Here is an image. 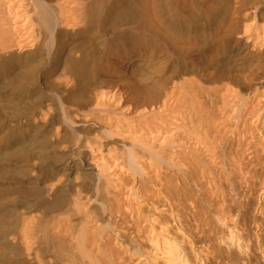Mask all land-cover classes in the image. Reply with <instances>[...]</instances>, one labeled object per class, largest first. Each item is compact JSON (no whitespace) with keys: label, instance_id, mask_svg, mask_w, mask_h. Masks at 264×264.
I'll return each mask as SVG.
<instances>
[{"label":"bare ground","instance_id":"bare-ground-1","mask_svg":"<svg viewBox=\"0 0 264 264\" xmlns=\"http://www.w3.org/2000/svg\"><path fill=\"white\" fill-rule=\"evenodd\" d=\"M209 132L264 153V0H0V264H220Z\"/></svg>","mask_w":264,"mask_h":264},{"label":"rangeland","instance_id":"rangeland-1","mask_svg":"<svg viewBox=\"0 0 264 264\" xmlns=\"http://www.w3.org/2000/svg\"><path fill=\"white\" fill-rule=\"evenodd\" d=\"M140 61V59L139 58H135V59H133V61H134V63H139L138 61ZM164 63V65H162V66H167V64H168V62H163ZM126 72H127V76H126V79H127V81H129L130 80V77H131V71H129V70H125ZM210 134H209V137H208V141H210L209 143H208V145H207V142L205 143L206 145H204L205 146V151L203 150L202 152H198V153H193L192 154V158H193V161H194V165L195 166H197V167H194V169H193V172H192V176L193 177H198L197 178V180L198 179H204V182H205V185H204V187H203V189H202V191H200L199 192V190L197 189V187H196V185L194 186V185H191V186H193V187H191L192 188V195H193V198L194 199H196L197 200V205L199 206V204H200V209H199V212H200V215H202L201 217H202V219H206V221H208L209 222V220H212V218L220 211V208H222V206H223V208H225V207H230V209L231 210H233V211H236V209H238V211L243 215V214H245V213H247V214H245V218H247L248 216V218L250 219V220H248V218L247 219H245V221L246 220H248V221H250V222H245V224L247 225L246 226V232H244V233H241L240 231H237V233L235 232V233H233V235L232 236H228V234H227V232H225V233H223V234H219L220 233V231H217L216 230V227H215V230H213L214 228L213 227H211V226H209V227H206L205 229H207V231L205 230V235H207L206 237L204 236V241H207L208 242V246H210L211 244H212V242H213V244L215 243H217L216 245H219L220 247H221V250H222V254L220 255H215V257H216V259H219V260H216L218 263H220V264H224V262H225V264H233V263H239V264H242V262L245 260L244 258H247L246 260H245V263H247L248 261V263L247 264H249V263H251L252 262V260L254 261L252 264H264V253H261V252H264L263 250H264V245H263V243H264V228H263V224L262 223H260L261 222V220H260V213H257L258 211H259V209L258 208H260L262 205H263V200H262V195H263V192H262V187H263V180H264V175L262 176H260V174H264L262 171H263V169H264V161H262L263 160V158H264V153L262 152L263 151V148L260 146L259 147V145H256V144H254V143H252V144H250V146L252 147V148H250V150H248L249 152L250 151H252L253 153H252V155L250 154V153H248V151H247V148L245 149L244 147L245 146H241L240 147V145H238L237 146V141L235 140V142H232V143H230L231 144V146L229 145V142H228V144H227V141H224V138L223 139H221V137H220V135L218 134L217 136H216V134H213V133H211V132H209ZM220 133H221V131H220ZM212 136V137H211ZM211 137V138H210ZM216 137H218V138H216L217 140H219V141H217V140H215V138ZM230 138H231V136H229ZM210 138V139H209ZM215 141H214V140ZM221 139V140H220ZM226 142V143H225ZM210 143H213V144H211V146H210ZM216 144V145H215ZM223 144V145H222ZM225 144H227L226 146H225ZM233 144V145H232ZM213 145H215V147H213ZM217 146H220V147H217ZM227 147H229V148H227ZM233 147V148H232ZM235 147V148H234ZM242 147H243V149H242ZM254 147H257V148H254ZM207 148H208V150H211V151H215L214 152V154H213V152H212V155L210 156V154H211V151H210V153H206V152H208V150H207ZM214 150H213V149ZM216 148V149H215ZM244 150L245 151V154H244V151H243V153L241 152V150ZM252 149H257V150H252ZM261 150V151H260ZM233 151V152H232ZM240 153H242V154H240ZM259 152V153H258ZM261 152V153H260ZM203 153V154H202ZM205 153L207 154V155H205ZM254 153H255V155H254ZM257 153V154H256ZM200 154H202V155H200ZM209 154V155H208ZM216 154V155H215ZM218 154V155H217ZM259 154H261V155H259ZM263 154V155H262ZM241 155H242V157H241ZM251 155V156H250ZM253 155H254V157H253ZM257 155V156H256ZM220 156V157H219ZM244 156V157H243ZM247 156H248V158L250 159H248L247 158ZM261 156H263V157H261ZM206 158V159H204L203 160V158ZM213 157V158H212ZM218 159H217V158ZM253 157V158H252ZM262 159H261V158ZM207 158H210L209 160L207 159ZM231 158V159H230ZM236 158V159H235ZM258 158V159H257ZM260 158V159H259ZM212 159H213V161H212ZM241 159V160H240ZM256 159V160H255ZM208 160V161H207ZM216 160V161H215ZM218 160V161H217ZM252 160V161H251ZM254 160H255V164H254ZM207 161V162H206ZM210 161H212V162H210ZM235 161V162H234ZM241 161V162H240ZM259 161H261V162H259ZM215 162V163H214ZM239 162V163H238ZM252 162V163H251ZM243 163V164H242ZM249 163H251V165L249 164ZM257 163L259 164V166L257 165ZM211 164V165H210ZM235 164H238V165H235ZM241 164V165H240ZM245 164V165H244ZM219 165V166H218ZM227 165V166H226ZM247 165H249V167L247 166ZM262 165V168L260 167ZM223 166V167H222ZM241 166H245V167H241ZM258 168H256V167ZM248 167V168H247ZM256 168V169H254V168ZM223 168V169H222ZM237 168H239V170H237ZM248 170H247V169ZM261 170H260V169ZM219 169V170H218ZM233 169V170H232ZM249 169H250V171H249ZM199 170V171H198ZM215 170V171H214ZM242 170H247L246 172L245 171H242ZM252 170V171H251ZM254 170V171H253ZM204 171V172H203ZM260 171V172H259ZM200 172V173H199ZM236 172V173H235ZM238 172V173H237ZM240 172V173H239ZM254 172V176H253V173ZM200 175H199V174ZM248 173V174H247ZM258 173V174H257ZM198 174V175H197ZM236 174V175H235ZM202 175V176H201ZM223 175H224V177H223ZM226 175V176H225ZM238 175V176H237ZM241 175V176H240ZM258 175V178L256 177ZM251 176V178H249ZM253 176V177H252ZM262 177V178H261ZM249 180H248V179ZM256 178V179H255ZM245 179V180H244ZM207 180V181H206ZM244 180V181H243ZM253 180V181H252ZM248 181V182H247ZM207 182V183H206ZM209 184V185H208ZM224 184V185H223ZM238 185V186H236V185ZM256 185V186H255ZM206 186V187H205ZM208 187V188H207ZM231 187V188H230ZM257 187V188H256ZM196 189V190H195ZM204 189H205V191H204ZM244 189V190H243ZM247 189V190H246ZM261 189V190H260ZM193 190H194V193H193ZM234 190V191H233ZM237 190V191H236ZM260 190V191H259ZM203 191H204V193H203ZM208 191V192H207ZM242 191V194L241 193H238V192H241ZM244 191V192H243ZM254 191V192H253ZM197 192V193H196ZM236 192H237V194H236ZM247 192H249V193H247ZM252 192V193H251ZM258 192V193H257ZM196 193V194H195ZM200 193V194H199ZM210 193V194H209ZM225 193V194H224ZM235 193V194H234ZM206 194V195H205ZM239 194V197L238 196H236V195H238ZM250 194V195H249ZM255 195H256V197H255ZM197 196L199 197V196H201V197H199L198 199H197ZM245 196H247L246 197V199H245ZM251 198H250V197ZM255 197V198H254ZM202 198V199H201ZM211 198H213V199H215L214 201V203H216V204H213L212 205V203H213V199L211 200ZM251 200H250V199ZM203 199H205V200H203ZM240 199V200H239ZM242 199V200H241ZM249 200V202L251 201L252 203L254 202V203H258V204H251V203H249L248 202V200ZM235 200V201H234ZM245 200V201H244ZM253 200H255V201H253ZM199 201V202H198ZM208 203H207V202ZM234 201V202H233ZM236 201H238V202H236ZM222 202V203H221ZM229 202H231V203H229ZM242 202V203H241ZM221 203V204H220ZM245 203V204H244ZM247 203V204H246ZM249 203V204H248ZM204 204V205H203ZM210 204V205H209ZM225 204V205H224ZM229 204V205H228ZM236 204V208H235V205ZM239 204V205H238ZM215 205H216V207H215ZM218 205H222L220 208L218 207ZM232 207H231V206ZM238 205V206H237ZM245 206V207H243V206ZM253 205V206H252ZM256 205H258V206H256ZM204 208H203V207ZM208 206V207H207ZM212 206V207H211ZM247 206V207H246ZM248 206H249V208H251L252 207V209L255 211H253L252 209V211L250 210L249 211V213H248ZM214 207V208H213ZM239 207H243L242 209H244V210H242L241 208H239ZM255 209H254V208ZM216 209V210H215ZM219 209V210H218ZM241 210V211H240ZM258 210V211H257ZM211 211H214V212H211ZM218 211V212H217ZM244 211V212H243ZM210 212V213H209ZM216 212V213H215ZM207 213V215H205ZM211 213H214V214H211ZM254 215H253V214ZM208 214H209V216L211 217V218H207L208 217ZM259 215V217H258V215ZM204 215L206 216V217H204ZM214 215V216H213ZM247 215V216H246ZM252 215V216H251ZM256 215V216H255ZM204 217V218H203ZM216 217V216H215ZM233 219H235L234 221H236V218H233ZM253 219H255V220H253ZM238 220V219H237ZM255 221H256V223H255ZM252 223V224H251ZM251 224V225H250ZM257 224V225H256ZM260 224H261V227H260ZM255 225L257 226V228L255 229L254 227H255ZM249 226V227H248ZM250 226H251V228H250ZM262 228V229H261ZM212 229V230H211ZM249 229V230H248ZM251 229V230H250ZM255 231H254V230ZM203 230H204V228H203ZM214 231V232H211V231ZM257 230V231H256ZM260 230V231H259ZM262 230V231H261ZM209 231V232H208ZM216 231V232H215ZM248 232V233H247ZM250 232H251V234H250ZM255 232V233H254ZM256 232L257 233H259V236H258V234H256ZM191 233V232H190ZM190 233H189V235H188V237H187V246L189 247V246H191L190 248H194L193 249V251L195 252V250L197 249V247H196V244H195V238H193L194 236H195V233H194V231H193V233H191V235H190ZM207 233V234H206ZM218 234V236H216L217 234ZM131 234H132V231H131ZM210 234H211V236H212V234L214 235L215 234V236H212V237H210ZM239 234H240V236L241 237H243L244 235H246V236H244L243 237V241H241V240H239ZM242 234H243V236H242ZM260 234H262L261 236L263 237V239H262V237L260 236ZM224 235V236H223ZM225 235H227V237L225 236ZM237 235V236H236ZM133 236V235H132ZM209 236V237H208ZM248 236V237H247ZM251 236H252V238H251ZM221 237H222V239H221ZM223 237H225V238H223ZM233 237H234V240H231V239H233ZM191 238H192V240H191ZM208 238L209 239H213V241L211 242V240L210 241H208ZM217 238H218V242H217ZM226 238H229V239H227L226 240ZM248 238V239H247ZM256 238V239H255ZM258 238V239H257ZM246 239H247V241H246ZM250 239V240H249ZM252 239V240H251ZM261 239L263 240V241H261ZM222 240V241H221ZM244 240L252 247H248V244H246V243H244ZM227 241V242H226ZM238 241H240V242H238ZM249 241H250V243H249ZM256 241H257V243H256ZM128 242H130V243H127ZM188 242H190V243H188ZM222 242H223V244L224 245H222ZM236 242V243H235ZM241 242H242V244H241ZM263 242V243H262ZM220 243V244H219ZM228 243V244H227ZM240 243V245H238ZM131 244V241H129V240H127V241H125V245H127L129 248H132V246H129ZM189 244V245H188ZM191 244V245H190ZM231 246H230V245ZM236 245V248H237V252H239V254L237 253V255L236 254H234V253H232L233 251V249H234V247L235 246H233V245ZM245 246H244V245ZM260 245H262V246H260ZM195 246V247H194ZM223 246H225V248H223ZM233 246V247H232ZM240 246V247H239ZM260 246V247H259ZM228 247V248H227ZM231 247L233 248V249H231ZM246 249H245V248ZM247 247L249 248V249H247ZM262 247V248H261ZM242 248V249H244L243 250V252H242V250H240V249ZM228 249V250H227ZM263 249V250H262ZM234 250H236V249H234ZM239 250V251H238ZM256 250V251H255ZM223 251H224V253H225V256H224V254H223ZM245 251V252H244ZM259 251H260V253H259ZM229 253V254H228ZM231 253H232V255H231ZM255 253V254H254ZM227 254H228V256H227ZM230 255H231V257H230ZM236 255V256H235ZM239 255V256H238ZM242 255V256H241ZM247 255V256H246ZM259 255V256H258ZM263 255V256H262ZM195 256H196V260H197V262H199L201 259H202V257L201 256H199L198 254H197V252L195 253ZM221 256V257H220ZM242 257V258H239V260L238 259H236V257ZM138 256H135L134 258H137ZM228 257H230L229 259H231V260H228ZM234 257V258H233ZM248 257H250V259L248 258ZM258 258V260H257V258ZM261 257V258H260ZM116 259H117V257H115ZM223 258V259H222ZM233 258V259H232ZM252 258V259H251ZM224 259H225V261H224ZM241 259V260H240ZM249 259V260H248ZM199 260V261H198ZM221 260V261H220ZM248 260V261H247ZM229 261V263H227ZM230 262H232V263H230ZM259 262V263H258ZM237 263V264H238Z\"/></svg>","mask_w":264,"mask_h":264}]
</instances>
